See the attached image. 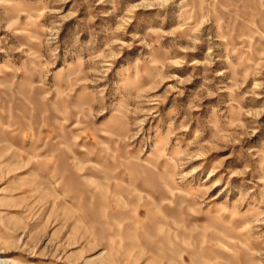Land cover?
Wrapping results in <instances>:
<instances>
[{"label":"rangeland","instance_id":"rangeland-1","mask_svg":"<svg viewBox=\"0 0 264 264\" xmlns=\"http://www.w3.org/2000/svg\"><path fill=\"white\" fill-rule=\"evenodd\" d=\"M264 264V0H0V263Z\"/></svg>","mask_w":264,"mask_h":264},{"label":"bare ground","instance_id":"bare-ground-1","mask_svg":"<svg viewBox=\"0 0 264 264\" xmlns=\"http://www.w3.org/2000/svg\"><path fill=\"white\" fill-rule=\"evenodd\" d=\"M0 264H4V263L2 262V263H0Z\"/></svg>","mask_w":264,"mask_h":264}]
</instances>
